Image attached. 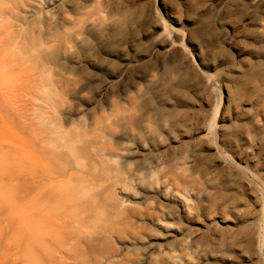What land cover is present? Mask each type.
<instances>
[{
    "label": "rangeland",
    "instance_id": "rangeland-1",
    "mask_svg": "<svg viewBox=\"0 0 264 264\" xmlns=\"http://www.w3.org/2000/svg\"><path fill=\"white\" fill-rule=\"evenodd\" d=\"M12 1L20 5L16 16L33 25L29 27L31 38L36 37L28 48L20 46L19 53L31 48L33 54L28 53L26 63L22 59L17 64L29 67L32 54L39 90L38 94L26 90L14 95L13 107L8 87L27 77H14L12 66L3 62L0 264H29L30 239L24 231L28 227L20 223L19 212L31 208V194L27 186L18 184L22 178L14 170L21 154L29 166L30 135L21 123L31 122L38 106L52 110L54 104L58 110L76 112L82 120L98 117L99 112L108 113L115 107L125 109L121 98L128 95L153 96L156 104L172 113L173 126L162 130V138L156 141L144 133L136 143L128 144L134 153L124 155L133 161L132 173L140 169L130 198L148 199L153 207L171 209L166 216L171 224L145 223L147 237L139 242L115 233L107 240L110 247L138 261L152 251V242L168 239L161 246L167 264H264V1L257 0L261 5L252 8L250 0H94L100 8L95 16L86 8L89 0ZM123 6L130 8L126 17L119 13ZM153 7L167 23L168 35L155 31ZM126 30L136 31L128 43L101 47ZM151 52H155L151 60H140ZM229 62L239 70L230 69ZM188 72L193 74L186 87L174 88ZM115 75L117 86L99 95V87ZM226 105L232 123H228L231 133L223 138L220 114ZM127 108L137 114L147 109L141 100ZM205 120L214 125L206 140L212 147L197 137L181 142L183 134L190 135ZM160 140L164 147L150 153ZM212 143L227 155V164L219 160ZM155 151L163 160L179 157L185 167L179 170L186 176L176 170L179 178L173 184L168 180L158 185L147 179L144 173L156 164L152 161ZM163 160L158 164L164 166L160 175L168 170ZM236 166L244 173L235 170ZM225 222L237 224L234 233H228ZM182 242L186 244L180 248ZM169 249L181 261L171 259ZM180 249L185 256L179 257Z\"/></svg>",
    "mask_w": 264,
    "mask_h": 264
},
{
    "label": "bare ground",
    "instance_id": "bare-ground-1",
    "mask_svg": "<svg viewBox=\"0 0 264 264\" xmlns=\"http://www.w3.org/2000/svg\"><path fill=\"white\" fill-rule=\"evenodd\" d=\"M89 2L86 8L90 9V15H97L100 9L99 4L94 0ZM248 3L252 8H258L261 5L257 0H250ZM17 8H20V5L12 0H0V77L4 75L1 70L3 62H9L12 66L15 71L14 77H27L8 87L13 107L16 105L13 99L16 94L20 95L26 90L38 94L39 90L35 83L37 78H33L35 75L31 60L33 51L31 48L29 50L25 48H28L30 43L34 44L36 40L34 36V40L31 38L33 31L29 27L33 25H27L29 22L16 16ZM129 11L128 6H123L119 13L126 17ZM151 13L156 23L155 31L167 34L169 28L165 20L154 7ZM12 17H16V21H8ZM135 33L136 31L133 30L121 32L116 37L102 42L101 47L107 49L112 46H122L128 43ZM23 44L24 49L27 50L25 54L19 53ZM15 47H18L19 57L15 55ZM29 52L32 53L29 67L24 68L17 64L22 59L26 60ZM154 55L155 52L145 54L140 60H151ZM262 55L264 57V49ZM227 65L230 69L239 70L238 66L232 65V62ZM192 74L191 72L185 74L174 88L186 87ZM201 76L204 79L205 74ZM117 78L118 76L115 75L107 80L99 87L98 94L114 89L117 86ZM228 92L230 94V90ZM139 100L146 106V110L137 114L127 108L134 106ZM46 102L50 104L49 99ZM121 104L126 108L115 107L108 113L99 112L98 117L90 118L89 116L83 120L76 112L58 110L56 104L51 106L52 110L38 106L31 122L21 123V127L28 130L30 135L29 166L26 165L25 158L21 154L20 159L15 163L14 170L22 178L18 184L27 186L31 194V208L28 211L19 212L20 223L28 227V231L26 229L24 231L30 239L29 264H167L168 260L161 257L164 253L161 246L168 243V239L165 243L152 242V251L138 261L127 254L122 256L107 242L114 237L115 233L117 235L124 233L132 240L139 242L147 237L144 233L145 223H152L158 227L171 224L166 219L169 215L167 211L171 209L162 206L153 207V203H149L148 199L132 200L130 198L134 189L133 182L137 180L140 169L137 168L132 173L133 161L125 159L124 155L129 156L134 153L129 150L128 144L136 143L144 133L151 135L156 141L162 138L164 136L161 133L162 130L171 129L173 126L170 123L172 113L166 107L156 104L153 96L135 98L129 95L123 96ZM227 107L226 105L220 114L223 138L231 133L229 125L232 123V118L226 115ZM81 121H83L82 124ZM144 122H148L147 126ZM213 126L212 121L205 120L190 135L183 134L180 138L181 142L197 137L201 143L212 147L206 140ZM171 141L178 142L176 138H172ZM164 145L162 142L152 145L149 152L160 150ZM220 148L216 145L214 150L219 160L227 164V155ZM141 149L145 150L146 147L143 146ZM178 158L176 155H171L168 160H163L161 154L154 153L152 161L156 164L148 172L146 171L144 176L158 185L160 181L168 180L172 181V184L175 183L179 178L175 171L180 172L179 169L184 167L183 162H179ZM162 160L167 164L164 165L168 167V170L160 175L164 166L160 167L158 164L159 162L161 164ZM235 170L244 173L239 166H236ZM26 176L29 178L28 184L24 183L25 180L23 181ZM139 177L143 179L142 175ZM147 179L144 178L145 181ZM144 180L142 183L145 182ZM225 226L228 227V233H234L238 227L237 224L231 225L227 222ZM180 244L182 248L186 243ZM171 249H169V257L180 260L177 255L171 254ZM180 250L182 252V249ZM182 253L179 257L185 256ZM188 254L186 253L187 257ZM136 258L139 259V256Z\"/></svg>",
    "mask_w": 264,
    "mask_h": 264
}]
</instances>
